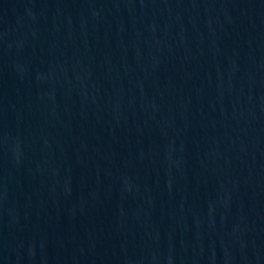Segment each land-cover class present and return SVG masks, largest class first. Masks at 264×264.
Masks as SVG:
<instances>
[{"label": "water", "instance_id": "obj_1", "mask_svg": "<svg viewBox=\"0 0 264 264\" xmlns=\"http://www.w3.org/2000/svg\"><path fill=\"white\" fill-rule=\"evenodd\" d=\"M0 264H264V0H0Z\"/></svg>", "mask_w": 264, "mask_h": 264}]
</instances>
